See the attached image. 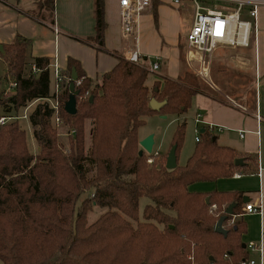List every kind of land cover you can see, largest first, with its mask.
I'll list each match as a JSON object with an SVG mask.
<instances>
[{"label":"trees","instance_id":"trees-1","mask_svg":"<svg viewBox=\"0 0 264 264\" xmlns=\"http://www.w3.org/2000/svg\"><path fill=\"white\" fill-rule=\"evenodd\" d=\"M53 1L38 0L36 16L51 20ZM94 20L91 41L103 48L107 27L103 0H94ZM30 43L17 37L11 44L0 45V58L16 84L14 95L3 101L5 111L31 109L26 118L38 148L37 154L30 153L18 118L0 125V262L239 264L244 260L242 220L230 225L232 217H228L223 225L228 230L225 237L214 232L230 204H236L233 216L242 213L239 193L189 190L194 183L214 182L240 170L234 166L232 149L219 146L212 140L215 135L204 129L185 166L167 170L148 165L146 158L151 154L138 155V129L144 119L185 114L200 91L197 75L185 71L175 80L158 77L149 87L151 72L146 67L114 54L117 64L97 82L69 59L58 95L59 115L71 130L69 149L64 152L53 126V109L45 101L54 98L50 62L34 58L31 67L37 72L26 73ZM73 71L76 114L68 115L64 104ZM151 99L166 105L154 111ZM184 126L177 127L170 146H176V156ZM143 197L149 203L139 217ZM92 207L104 212L88 224Z\"/></svg>","mask_w":264,"mask_h":264},{"label":"crops","instance_id":"crops-1","mask_svg":"<svg viewBox=\"0 0 264 264\" xmlns=\"http://www.w3.org/2000/svg\"><path fill=\"white\" fill-rule=\"evenodd\" d=\"M37 1L0 2V45L11 44L17 37L30 40L26 57L31 59V65L34 58H46L52 72L55 65L63 72L68 60L73 59L86 77L100 82L117 64L114 54L126 58L136 49L139 62L146 68L153 59L160 60L158 77L175 80L185 71L192 72L191 66L196 68L195 73L200 69L196 62L188 64L186 58L185 37L194 18L190 0H181L179 4L174 0H152L139 18L136 43L125 40L120 33L119 0H103L107 25L103 48L91 41L95 35L94 0H54L51 20L48 16H36ZM207 1L233 5L225 0H201L200 5L211 12L229 13L226 8L206 6ZM255 24L248 47L221 46L212 52L208 80L199 77L200 91L193 97L194 117H199L202 126L199 133L207 129L215 135L219 146L232 149L244 165L231 177L189 187L198 193H239L242 213L234 220H242L245 225L241 242L246 258L258 257L245 249L248 243L258 245L262 241L264 251V5L257 8ZM214 68L219 70V76L212 79ZM230 72H234L235 79L245 74L250 79L253 97L249 104L222 93ZM144 137H138L139 141ZM248 203L260 205L261 214L245 212Z\"/></svg>","mask_w":264,"mask_h":264},{"label":"built area","instance_id":"built-area-1","mask_svg":"<svg viewBox=\"0 0 264 264\" xmlns=\"http://www.w3.org/2000/svg\"><path fill=\"white\" fill-rule=\"evenodd\" d=\"M152 0H119L118 11L120 18V33L125 40L136 43L137 26L139 18L142 13L151 6ZM181 0H174L175 4H179ZM194 7V18L192 25L185 37L187 45V62L191 64L196 62L200 69L196 71V75L200 78L208 80V67L209 57L212 52L221 46L230 47H248L251 39L256 31V17L257 8L264 5V0H225L232 3L235 6V10L232 13L211 12L206 10L200 5L201 0H190ZM218 1V0H216ZM0 2L6 3L7 0H0ZM244 7H248V15L253 22L242 21L239 18V13ZM127 61L133 64H139L140 57L136 49L131 50L126 57ZM143 66V65H141ZM144 67V66H143ZM160 67V60L158 58L153 59L148 71L156 73ZM31 72L35 74L37 69L35 66L31 67ZM53 95L54 98L45 100L49 106L53 109V124L54 127L59 128L63 121L59 115V102L58 95L60 93V84L64 79L62 72L55 65L53 66ZM16 84L12 81L9 84V91H13ZM22 118H26L24 115ZM5 118L0 119V124L3 125ZM195 122L200 123L199 117L195 118ZM211 130V129H210ZM241 136V135H240ZM242 137V136H241ZM196 142L200 141V138H195ZM149 164L152 163L151 159L147 160ZM215 207L213 206V209ZM245 212L249 214H261V207H257L251 203H248L244 207ZM234 222V216L230 221ZM248 252H254L258 254L257 260L253 258H246L239 264H264V251L263 243L259 242L258 245L254 243H248L245 246Z\"/></svg>","mask_w":264,"mask_h":264},{"label":"rangeland","instance_id":"rangeland-1","mask_svg":"<svg viewBox=\"0 0 264 264\" xmlns=\"http://www.w3.org/2000/svg\"><path fill=\"white\" fill-rule=\"evenodd\" d=\"M205 5L211 8H226L229 13H232L235 10V6L229 5L227 3H221V2H214V1H207L205 2ZM249 8L244 7L241 12L239 13V18L242 21H250L253 22L252 19L248 15ZM185 49V46H184ZM224 50V49H223ZM228 51V50H226ZM229 52V51H228ZM230 53V52H229ZM151 61V59H150ZM153 61V60H152ZM151 61V62H152ZM192 65V64H191ZM31 67V59L29 57L26 58V73H29ZM194 75H196L195 70L196 68L191 66L190 67ZM214 74L212 73L211 78L213 79L214 76H219V70L217 68L213 69ZM160 71H157L156 73H150L147 79V86H151L153 84L154 79L158 78V75ZM226 75V74H225ZM247 74L240 76L239 78L234 77V72L228 73L226 75V84L222 87L223 92L226 95L232 97L234 100H236L239 103H245L248 102V104L252 100L253 95V88L250 79L246 76ZM198 77V76H197ZM215 78V77H214ZM200 82L202 83V80L198 77ZM239 80V82H234L233 80ZM232 80L233 82H230ZM12 82L11 76L8 75L7 66L6 64L1 60L0 58V97L2 101V106H0V119L5 118V123H10L15 120V118H18L17 121L20 124V127L23 128L25 131V139L27 148L32 154H37L38 148L35 140L32 136V131L29 125V121L27 118H22L24 115L27 117V114L31 109H25L24 111H19L18 113H15L14 111H11L10 113H7L5 111V105L4 102L5 99L8 97H11L14 95V91H9L8 87L9 84ZM228 83V84H227ZM200 84V83H199ZM53 86H54V78L53 75L50 76V90L53 92ZM195 105L193 104V99L190 108L188 111L181 115V116H175L173 114L166 115L165 119H161L158 115H151L149 117H146L145 123L138 129V137L141 138L142 136L146 138L149 135L153 136L154 145L152 149V156L150 158H146V163L150 165L147 160L151 159L152 163L154 165H162L165 167L166 157L170 150V146L172 144V139L175 135V132L177 130V127L185 123L184 130H183V140L181 142L180 148L177 153V164L178 166H185L188 159L193 155V152L196 147V141L195 138L199 136V131L202 129V126L200 123H196L195 118ZM200 124V125H199ZM1 125V124H0ZM54 126V124H53ZM57 132V139L59 143L63 144L64 152H66L69 149V133L71 130L65 123L59 127H54ZM217 136V135H216ZM89 139H90V132H89V126L87 122V126L85 128V147L87 148L89 146ZM139 143V139H138ZM139 150L141 149L138 144ZM147 155V154H146ZM82 199V198H81ZM149 203V200L145 197L140 198L139 200V208H138V214L139 217L142 215V211L145 205ZM79 205V203H78ZM103 210H100L99 208L92 207L91 211L88 213L87 223L91 224L93 223L99 215L103 214ZM234 223V222H233ZM230 225H232L229 222ZM253 259L257 260L256 257H253ZM0 264H2L0 262Z\"/></svg>","mask_w":264,"mask_h":264},{"label":"water","instance_id":"water-1","mask_svg":"<svg viewBox=\"0 0 264 264\" xmlns=\"http://www.w3.org/2000/svg\"><path fill=\"white\" fill-rule=\"evenodd\" d=\"M76 80L75 72L73 71L71 74V82L69 84V97L66 103L64 104V111L68 115H75L76 114V99L75 97L78 95V91L75 90L74 81ZM92 101V97L89 98V102ZM150 108L154 111H160L165 105L166 102H158L155 99L150 100ZM161 118H166V116H162ZM213 141L215 138L212 139ZM154 145L153 136L149 135L146 138L139 141L140 150L138 152L139 156H142L143 153L150 155L152 154V149ZM177 158H176V146L173 145L166 157L165 168L167 170H173L177 167ZM244 165L243 159L237 158L234 160L235 167H242ZM205 203L209 204V199L205 200ZM236 204H230L225 210L224 215L218 219L214 226V232L222 235L227 236L228 230L224 228V222L227 220L228 217H233V209L235 208ZM244 247V246H243Z\"/></svg>","mask_w":264,"mask_h":264}]
</instances>
